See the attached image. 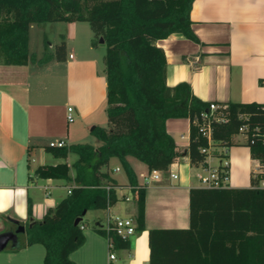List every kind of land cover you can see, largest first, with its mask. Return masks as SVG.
Masks as SVG:
<instances>
[{
	"label": "trees",
	"instance_id": "1",
	"mask_svg": "<svg viewBox=\"0 0 264 264\" xmlns=\"http://www.w3.org/2000/svg\"><path fill=\"white\" fill-rule=\"evenodd\" d=\"M194 0H0V63L44 65L66 59V42L54 53L38 58L30 50V29L44 22H88L91 43H105L107 76V125L92 134L98 144L74 143L53 148L56 157L77 155L72 178L67 162L41 165L42 178H62L76 183L68 195L40 220L27 226L23 246L41 244L43 264H78L71 253L85 242V215L89 210L116 205L119 184L102 168L118 157L129 185L138 177L128 157L144 162L149 170L166 173L184 154L167 130L169 118L190 120V143L186 153L199 168L208 144L200 131L205 121L223 113L226 121L212 120L213 144L231 146L233 137L245 133L251 158L262 169L250 174V186L226 188L192 187L189 191L190 226L153 228L148 231L149 264H264V103L227 102L211 111L210 103L197 97L188 82L167 84V56L157 42L173 33L200 42L193 29ZM248 126L242 132L240 128ZM106 184L114 187L107 189ZM144 188L133 189L137 231L145 229ZM84 211L86 214L84 215ZM83 217L76 225L75 220ZM94 228L109 237L117 249H128L130 239L107 234L100 221Z\"/></svg>",
	"mask_w": 264,
	"mask_h": 264
},
{
	"label": "crops",
	"instance_id": "2",
	"mask_svg": "<svg viewBox=\"0 0 264 264\" xmlns=\"http://www.w3.org/2000/svg\"><path fill=\"white\" fill-rule=\"evenodd\" d=\"M191 18L200 42L180 33L157 42L167 56V84L188 82L197 97L219 105L264 103V0H194ZM78 23L66 24L65 60L53 59L44 65L0 63V233L15 229V220L24 222L27 229L32 220L42 219L55 208L75 185L73 179L38 176L36 170L41 165L69 162L70 154L67 159L56 157L49 143L64 140L69 146L92 137L87 142L97 145L90 126L107 125L105 65L90 43L92 32ZM79 36L82 47L76 42ZM70 106L75 110L73 122L67 119ZM166 126L184 151L171 165L179 178L173 179L166 172L161 180L144 188L145 229L130 239L128 249H121V254L115 251L117 259H109L107 238L88 230L83 245L70 255L76 263L149 264L150 229L190 226L189 191L201 187L196 177L199 168L191 165L186 153L190 120L169 118ZM239 135L243 134L235 135L234 142L245 143L246 137L241 140ZM247 147L244 153L229 147L231 187L250 186L251 171L262 170ZM128 161L139 184L143 183L146 166L132 156ZM102 170L109 172L108 166ZM70 176L74 178L75 171ZM116 182L117 190L124 187L132 195L128 179ZM27 239L26 231L18 236L19 247L1 251L0 264H43L45 247H23Z\"/></svg>",
	"mask_w": 264,
	"mask_h": 264
},
{
	"label": "built area",
	"instance_id": "3",
	"mask_svg": "<svg viewBox=\"0 0 264 264\" xmlns=\"http://www.w3.org/2000/svg\"><path fill=\"white\" fill-rule=\"evenodd\" d=\"M221 105L216 104L214 102L210 103V109L211 111H215L217 108H219ZM203 118L205 121L202 123L200 131L207 137L208 144L206 147H203L201 150L203 153H205L206 157L204 161L200 164L199 170L196 173L197 180L200 183L201 187L205 188H226L229 186V180H230V160H229V146H223L221 154L216 155L213 152L214 144H213V137H212V120L215 119L217 121H226V115L223 113H220L218 115L213 116V119L209 117L208 114H203ZM67 119L69 122H73L75 119V110L73 107L68 108V115ZM242 132H245L248 130V126L244 125L240 128ZM243 134L246 139L247 135L245 133ZM49 146L52 148H61L67 146L66 142L64 140H57V141H51L49 143ZM217 160V163H216ZM120 168H117V171ZM169 175L173 179H178L179 175L170 167ZM164 172L162 170L153 169L149 170L148 174H142L144 178V182L141 184H138L137 186H131L129 185V188L132 191V195H123L122 200L123 201H132L134 200L133 195V189L137 188H145L148 184H150L153 181H159L162 179ZM260 186L264 188V176L261 179ZM114 186L110 184H106V188L110 189ZM117 188V186H115ZM71 191V188H69V192ZM135 201V200H134ZM114 205L108 204L107 208L105 209L107 212L106 221L103 225V228L107 234L109 232H114L118 236L122 237L123 239H131L136 233H137V222L135 219V216H122L120 214H115L112 211V208ZM86 227L85 224H81L80 228L84 230ZM108 240V246H109V259L115 260L117 259V255L115 253V247L111 239L109 237H106Z\"/></svg>",
	"mask_w": 264,
	"mask_h": 264
},
{
	"label": "rangeland",
	"instance_id": "4",
	"mask_svg": "<svg viewBox=\"0 0 264 264\" xmlns=\"http://www.w3.org/2000/svg\"><path fill=\"white\" fill-rule=\"evenodd\" d=\"M66 24L67 22L66 23L65 22H44V23L34 24L30 31V41H29L30 50L32 52H35L38 58L44 56V54H46L47 52L54 53L56 50V45L59 44L63 39L65 40V32L67 31V29L65 28ZM78 24H79L78 26H85L88 30L92 32L91 27L88 22H80ZM76 42L78 46L80 47L83 46V40L81 36H79ZM96 48L98 49L100 62L105 65V60H104L105 53H106L105 45L103 46L100 44L96 46ZM95 125L96 124H93L92 126H90V129H92V127ZM91 138L89 140H84L81 142H87V141L89 142L91 141ZM238 138L242 140L244 139V135H239ZM229 147L232 149L239 148V150H241V152L243 153L244 151L247 152L248 150V147L245 145L244 142H235ZM221 148L222 147L215 146L213 149L214 154L216 155L221 154ZM76 159H77V155L74 152H71L70 159L68 162L70 174L75 171L73 164L76 161ZM140 162L146 166V168H143L142 172H144L145 174H148L149 169L147 165L142 161ZM216 163H217V160H216ZM117 167L120 168L119 169L120 171H117L116 169ZM108 168H109V175L111 178L115 179L116 181L123 182V183L127 181L128 179L127 173L124 170L120 162V159L118 157L111 158ZM252 168L254 169V166ZM248 180H249V177H248ZM241 187H248V186H241ZM124 189H125L124 187L122 188L120 187L117 190L118 195H119V200L116 203V205H114V207L112 208V211L115 214H120L125 217L133 216V214H135L136 212V204L133 201H123L122 200L123 193H126L129 196L131 195L130 191L124 190ZM106 216H107V212L105 209L89 210V212L85 215L84 223L86 227H85L84 233L88 230H94L96 232L97 230L94 228V225L98 221L104 224L106 221ZM26 231L27 229L25 230V232ZM97 232L100 233L99 231ZM23 233H18L17 236H20V234L22 235ZM100 234L105 237L104 234L102 233ZM115 251L117 254L122 253L121 249L116 248Z\"/></svg>",
	"mask_w": 264,
	"mask_h": 264
},
{
	"label": "water",
	"instance_id": "5",
	"mask_svg": "<svg viewBox=\"0 0 264 264\" xmlns=\"http://www.w3.org/2000/svg\"><path fill=\"white\" fill-rule=\"evenodd\" d=\"M100 44L103 46L105 45L103 38L100 39ZM94 127L95 126L92 127V130ZM85 214H86V211H84V215ZM82 219H83L82 216L77 218L75 220V224L78 225ZM14 222L16 224L15 229H10V230L0 233V252L4 251L7 248H12V247L17 248L20 246V242L18 240L17 234L25 232L26 226H25V223L22 221L15 220Z\"/></svg>",
	"mask_w": 264,
	"mask_h": 264
}]
</instances>
